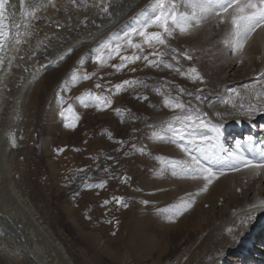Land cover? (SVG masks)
<instances>
[{"label": "bare ground", "instance_id": "obj_1", "mask_svg": "<svg viewBox=\"0 0 264 264\" xmlns=\"http://www.w3.org/2000/svg\"><path fill=\"white\" fill-rule=\"evenodd\" d=\"M54 2L55 9L48 0H42L43 7L37 11L35 19L21 18L20 0H8V4L5 5L9 17L7 23L12 25L13 29L16 24H23L27 19L31 20L33 27L31 38L27 43L19 46L20 52L10 53L16 56L12 67L7 73L0 71V77L4 78V85H0V264L76 263L69 256L65 244L63 245L56 238V233L54 234L45 213H42L43 216L42 211H39L40 204L38 205L37 198H34L37 194L33 197L28 163L32 147L29 143L34 141L31 137L34 131L29 133V130L31 128L34 130L36 119L50 128L51 123L55 121L51 111L58 83L71 71L82 68L90 56L94 59L97 54L95 49L103 42V37L108 32L113 33L116 31L115 28L120 27V31L114 32L113 35H118L120 32L123 34L135 27L145 16L157 11L155 0H105L110 5L108 14L101 13L99 8L93 6L97 0H76L75 4L70 3V0H54ZM29 3H35V0H25L26 7ZM56 23L61 27L57 28ZM20 30L23 31V28ZM191 34L188 38L176 36L174 39L177 43L170 38L168 43L179 51L187 50L191 56H196V48L203 47L206 43L201 37L196 44V36ZM178 42L181 46H185L183 50L179 48ZM192 45L195 47L190 48ZM29 50L35 55H31ZM221 53L223 52L218 50L217 54ZM20 56H24L25 59L20 60ZM154 58L150 57V59ZM242 60L254 66L253 73L249 74L248 79L237 81L236 79L242 78L239 73L236 79L232 78L220 83L218 85L220 87L208 98L204 108L209 124L220 125L225 133L221 134L223 135L221 138L211 136L213 143L205 146L204 155L211 158L214 167L224 168L225 174L213 180L206 192H199L205 183L203 178L195 181L183 178L178 168L175 169L177 175H173L174 163L164 164L150 173V181L155 182V185L153 183L152 186L150 185L151 192L155 194L162 192L165 199H169L170 208L175 212L182 202L189 200L190 194L195 198L193 206L183 212V214L186 212L187 216L177 215L173 226L175 232L180 231L183 234V241L187 239L188 241L183 245L180 242L182 246L173 259L165 260L160 264H264V208H253L254 205L264 204V171H261L260 175L243 167L239 171H233L232 167L236 161L230 155L235 153L243 160L254 162L264 159V112L253 114L249 119L246 114H241L239 109L241 103L245 106L249 102L256 103V94L264 93V78L260 77V73L264 71V28L257 29L249 38ZM191 64H187L186 69L194 66L199 73L203 72V65L200 66V62ZM137 66V62L133 64L134 68ZM148 69L152 77L149 81L153 82L156 78L155 74L161 69L153 67ZM166 72L165 75H159V77L164 76L160 78L162 82L166 77L171 81L172 77L176 76L184 85V79L179 73L175 74L170 69ZM132 77L136 78L133 71ZM213 79L216 81L218 78ZM161 81H159L160 86H162ZM242 84L245 87H259L251 93L250 101L239 94ZM161 90L164 88L162 87ZM39 102L40 107L38 105L39 109H36ZM164 152L172 154L176 161L185 159L180 148L175 151L169 148L163 151V154ZM37 185V192L45 194V185L40 181V177ZM252 186L257 188L253 189ZM198 192L199 194L196 195ZM237 196H241V200L237 198L238 201L232 203ZM206 205H209L208 215H213L212 220L208 216L210 221L204 214ZM143 206L138 212L141 210V213L144 212ZM149 231L146 232L142 228L133 231L135 241L130 244L136 257L133 262L130 261L131 257L124 258V253L123 255L120 253L122 255L120 257L123 258L120 260L117 255L120 264H138L140 255L145 252L144 249L151 250V245L154 246L153 249L158 247L163 249L166 244L163 243L162 247L160 238L166 235L156 236L151 234L153 233L151 230ZM151 235L152 237L149 238ZM171 236L172 239L176 237L174 234ZM159 243L161 246L158 245ZM158 251L162 252V250ZM148 254L146 253V257L150 259ZM152 261L150 262L153 263Z\"/></svg>", "mask_w": 264, "mask_h": 264}, {"label": "rangeland", "instance_id": "obj_2", "mask_svg": "<svg viewBox=\"0 0 264 264\" xmlns=\"http://www.w3.org/2000/svg\"><path fill=\"white\" fill-rule=\"evenodd\" d=\"M180 7L182 11H191L183 4ZM226 25L217 26L216 18L215 20L213 17L208 18L202 25V29L195 30L198 34L195 31L191 34L196 36V44L201 37L206 43L203 47L196 48V56H192L195 60L188 61L182 56L179 57L180 64L177 66L184 67V71L187 70V64L193 63L192 61L196 62L191 65L198 62L200 66L203 65V72L200 71L203 78L202 84L201 82L193 83L183 77V85L176 76H170L171 81L165 76L164 83L161 81L164 76L159 77L167 73V69L163 67L160 68L161 70L158 69L162 72L158 71L154 76L156 82L149 81L152 78L151 71L143 61H137L136 78H133L132 71L129 70L133 68V64L120 72H116L111 67L120 62L118 56L111 61H105L103 67L93 63V56H90L82 68L71 71L58 83L53 110L51 109L55 121L51 123L50 128L39 119L34 120L36 126L34 130L33 128L29 130V133L34 131L33 135H30L34 141L29 143L32 146L28 163L30 187L33 189V197L37 194L34 198H39L41 202L36 199L38 205L40 204V210H37L42 211L41 214L45 213L54 234L56 233V238L63 245L65 244L75 264H120L119 261L123 259L120 256L123 253L124 258L131 257L130 261L134 262L136 254L130 243L135 241L133 231H136V228L137 231L141 228L146 232L151 230L153 232L151 234L156 236L166 235L160 238L162 247L166 244L163 249L161 247L153 249L152 245L151 250L144 249L145 252L140 255L138 264H150L151 260L154 261L151 264H160L165 260H171L180 247L188 241V239L183 241V234L180 231L175 232L173 226L177 220L176 212L170 208L169 199H165L162 192L158 194L151 192V186L155 185V182L150 181L149 177L150 173L158 170L160 166L174 163L175 157L167 152L163 154V151L169 148L174 151L179 149L171 143L172 129L181 126L175 119L179 110L173 111L165 107L164 100L177 97V90L184 88L185 93L191 92L193 95L185 94L180 96V99L186 103L190 101L192 106H199L200 111L204 113L208 98L220 87L218 86L220 83L232 78L236 79L239 73L242 78L236 79L237 81L248 79L249 74L253 73L254 66L251 63L246 61V64L239 57L231 55V49L225 46L224 42L228 38L230 27ZM225 28L228 29L225 30ZM115 30L119 32L120 27ZM148 31H157V29L151 28ZM113 33L108 32L103 37V42L114 37ZM189 35L180 34L177 29L171 41L177 43L174 39L176 36L188 38ZM134 41L141 42L142 38L136 36ZM178 46L182 50L185 47L179 42ZM193 47L195 46L192 45L190 48ZM144 48L145 54L150 52L147 51L150 49L147 45H144ZM218 50L223 53L218 55ZM132 52L133 50L129 48L123 54L131 55ZM164 59L176 65L170 55ZM172 72L177 73L173 70ZM86 73H95V75L89 80H83L82 77ZM77 77L81 79H76ZM214 77L218 79L215 81ZM124 80L141 83L126 87L119 94L113 95L115 89L112 86ZM159 81L162 86L159 85ZM97 83L102 86L97 88L95 86ZM106 88L110 91H106ZM198 88H200L199 92L196 91ZM256 88L259 87H245L242 84L239 94L250 101L251 93H254ZM195 95H200L201 100L196 101ZM93 96L105 97L111 101V105L98 108ZM145 96L147 100L143 99ZM40 104V102L37 104L36 109H39ZM201 132H206L210 137L220 136V138L223 136L221 134H225L223 127L216 132L217 134L210 128L194 129L195 134ZM212 143L211 140L205 146ZM221 143L224 142L221 141ZM39 177L46 187H44L45 194H39L36 190ZM97 185L102 186L97 187ZM240 197H235L232 203L241 200L242 197ZM117 198L121 201L120 204H117ZM141 206L144 207L143 213H141L142 210L138 212ZM208 208L209 205L204 207V214L207 219L210 217L209 219L212 220L213 215H208ZM185 213L180 215L184 216ZM193 218L192 216L191 219ZM172 234L176 235L173 239ZM160 243L159 246H161ZM146 253L150 259L146 257ZM117 255L121 258L120 260Z\"/></svg>", "mask_w": 264, "mask_h": 264}, {"label": "snow or ice", "instance_id": "obj_3", "mask_svg": "<svg viewBox=\"0 0 264 264\" xmlns=\"http://www.w3.org/2000/svg\"><path fill=\"white\" fill-rule=\"evenodd\" d=\"M48 3L54 9L56 8L54 0H48ZM70 3L75 4L76 0H70ZM6 4H8V0H0V71L4 73L8 72L13 65V61L16 59V56L10 55V53L20 52L19 46L27 43L28 39L31 38L33 27L31 20L27 19L23 24H16L13 29L12 25L6 23L9 19L5 11ZM155 4L157 11L145 16L135 27L102 42L96 49L97 54L93 59V63L103 67L105 66V61H111L118 56L120 62L111 65L116 72H120L122 69L128 67V65L135 64L137 61H143L146 67L156 69L163 67L179 73L180 76L188 78L193 83H203V78L196 67L193 66L184 71L176 66L180 64L179 57L181 56L184 60L193 59L187 50L179 51L168 43V39L173 36V33L177 29H179L182 35L191 34L193 31L200 29L208 18L214 17L217 20V26L220 24L230 26L228 38L224 42L225 46L231 49L233 56L239 57L242 61L243 51L249 38L257 29L264 28V0H155ZM181 4L186 8H190L191 11H182ZM93 6L99 8L101 13H109L110 5L105 0H97V3ZM12 7H15V5H12ZM42 7V0H35V3H29L27 7L25 6V0H20V16L22 19H35L37 18V11ZM81 23H84V21H81ZM56 27L59 28L61 25L56 23ZM21 28H23V31L20 30ZM151 28H155L157 31L149 32L148 29ZM136 36L141 37L142 41L135 42L134 37ZM144 45H147L152 51L145 54ZM129 48L133 50L132 54H123ZM29 51L31 52V50ZM31 55H35V53L31 52ZM169 55L171 56V60L176 62V65L164 59V57ZM150 57L155 58L150 59ZM19 59L24 60L25 57L20 56ZM129 70L133 72L137 71L134 67ZM94 75L95 73H86L82 79L89 80ZM260 77L264 78V71L260 73ZM76 79H81V77H77ZM139 83L141 82L134 80H124L116 83L112 86L115 89L113 95L119 94L126 87H133ZM0 85H4L3 77H0ZM95 86L100 88L102 85L97 83ZM105 90L110 91L107 88ZM177 91V97L166 98L164 100L165 107L173 111L179 110L175 119L180 122L181 126L172 129L173 139L171 143L180 148L185 157L181 161L174 162L173 175H177L175 169L178 168L183 178L194 181L203 178L205 183L199 189V192H206L213 180L225 174V169L214 167L211 158L204 155L205 145L212 140V137L206 132L195 134L194 129L210 128L212 132H219L221 126L210 125L205 118V114L200 111L199 106H192L190 101L186 103L180 99V96L185 94L192 96L193 93H185L183 89H178ZM199 91L197 89V92ZM93 99L97 101L96 106L98 108L111 105V101L105 97L93 96ZM143 99L147 100L148 98L145 96ZM195 100L200 101V95H195ZM255 100L256 103L249 102L247 106L243 103L239 105L240 113L246 114L249 119L252 118L253 114L264 112V93L256 94ZM233 107L237 106L233 105ZM230 155L236 161L232 167L233 171H239L241 167L251 169L257 175H260L261 171H264V159L254 162L243 160L242 157L235 153ZM101 186L97 185V187ZM116 202L117 204L121 203L118 198ZM194 203L195 198L190 194L189 200L182 202L175 214H182L183 211L190 209ZM257 207L264 208V204L253 206L254 209Z\"/></svg>", "mask_w": 264, "mask_h": 264}]
</instances>
